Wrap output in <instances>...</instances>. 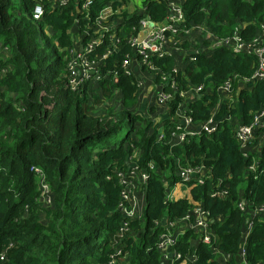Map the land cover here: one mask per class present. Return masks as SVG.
Masks as SVG:
<instances>
[{
    "label": "trees",
    "instance_id": "1",
    "mask_svg": "<svg viewBox=\"0 0 264 264\" xmlns=\"http://www.w3.org/2000/svg\"><path fill=\"white\" fill-rule=\"evenodd\" d=\"M105 2L93 0L91 21H82L78 14L84 0H72L62 9L46 3L43 18L36 21L31 0H0V264H160L156 242L161 229L155 223L165 216L183 217L190 210L187 199L165 203L166 189L179 181V167L189 165L211 170L202 185L194 186L191 197L211 213L216 243L222 257L231 260L224 263L204 244L190 249L189 235L178 250L195 251V264H241L244 243L246 264H264L262 130L255 131L245 152L235 138V123L226 118L250 125L264 111V81H252L258 58L225 47H215L210 56H195L201 48L198 40L186 53L183 67L174 57H153V83L162 84L168 77L178 91L165 85L164 92L173 96L169 115L158 122L146 119L133 109L138 82L121 66L132 54L126 44L101 67L104 75L116 74L117 83L110 75L81 92L68 85L66 68L74 38L87 29L92 32ZM112 7L132 37L139 34L143 13L154 22L164 21L169 13L161 0H112ZM183 12L181 32L200 25L224 41L238 32L241 41L251 42L264 25V0H184ZM183 47L189 50L188 41ZM193 56L195 61H190ZM226 82L232 85L235 103L220 101L218 89ZM188 85L204 86L206 93L184 99L181 91ZM103 103L110 105L99 113ZM180 106L194 122L214 118L216 129L182 146L170 145ZM124 126L127 133L111 143ZM135 152L136 165L149 176L144 186L146 206L121 240L123 187L118 173L127 172ZM32 167L43 171L53 192L49 208L40 203L39 177ZM220 180L228 185L226 199L211 195ZM242 201L247 203L246 212L238 207Z\"/></svg>",
    "mask_w": 264,
    "mask_h": 264
},
{
    "label": "built area",
    "instance_id": "2",
    "mask_svg": "<svg viewBox=\"0 0 264 264\" xmlns=\"http://www.w3.org/2000/svg\"><path fill=\"white\" fill-rule=\"evenodd\" d=\"M35 3L33 19L40 21L45 13V4L49 3L52 9L63 8L72 0H31ZM83 2V0H81ZM85 3L79 8L78 14L83 21H91L93 18L90 13V6L93 0H84ZM106 1L95 17V24L91 26L92 32L88 29L84 34H76L74 46L70 50V60L66 68V78L69 87L75 92H81L86 85H95L111 75L115 83L118 82L116 74L101 72V67L110 57L119 52L122 44H126L131 49V55H126L122 61V69L125 75L135 77L138 82V89L141 90L147 83V75L156 76L153 57L163 58L165 56L174 57L170 53V48L177 50L182 57V63L186 64V53L193 51V44L198 40L201 48L194 51L197 55L204 54L210 56L215 47H225L235 53L245 52L255 55L258 58L259 66L252 78V81H264V25H262L258 36L251 42L241 41L238 32L235 38L231 40H218L210 31H206L202 26L196 25L188 28L187 31L181 32L185 24L183 12L184 0H161L168 5V17L161 22H154L151 17L144 14L141 21V29L137 36H130L124 29L118 18L119 11L112 7V0ZM80 22L76 20L75 27L79 28ZM240 30V29H239ZM186 35V36H184ZM108 36V39H107ZM203 36V37H202ZM188 41L189 50H185L183 45ZM208 41L210 46L204 44ZM209 49L207 52L206 50ZM205 52V53H204ZM4 58L8 55L9 50L2 52ZM195 56L190 61H195ZM186 59V60H184ZM189 62V61H188ZM179 66L176 68L180 70ZM165 85H169L172 90L178 91V86L170 82L168 77H163L162 84H155L158 91L152 96V102L155 107L167 108L172 100V94L164 92ZM205 91V92H204ZM204 92V93H203ZM204 86L188 85L186 90L181 91V97L184 99H194L205 94ZM220 101L225 103H235V98L230 82H226L218 89ZM185 108L180 106L174 121L176 122L175 132L171 134L168 141L170 145L182 146L189 140L202 133H211L216 129V121L211 118L205 122H194L187 115ZM170 112V111H169ZM228 120L235 123V138L238 141L241 150L248 152L251 143L255 139V131L262 130L260 139L264 142V111L255 115L250 125H243L238 119H232L226 116ZM164 135L160 134L159 139ZM246 157V154H245ZM138 158V152H135L130 158V168L127 172H119L120 184L123 187L121 192L120 211L124 217L121 225L119 239H124L130 232V223L140 219L145 211L146 193L144 186L148 181V173L141 171L136 165L135 159ZM153 169V166L150 165ZM255 165L250 166L254 171ZM31 172L39 177L40 203L44 208H49L53 204V192L46 183L45 175L39 168L32 167ZM211 170L205 165L201 166H180L176 175L179 181L172 187L166 189L165 203H173L180 199L190 201V210L186 215L180 218L170 219L165 216L156 221L155 226L161 231L156 242V249L161 255L160 264H195L198 260L196 252L183 254L178 250L182 238L188 236L190 249H196L201 244L209 246L214 254L222 256V252L216 243V233L213 229L214 218L211 213L203 207L202 203L192 199V189L195 185H202L205 179L209 178ZM223 185V180L219 181L218 188L211 195L219 199H226L229 195L228 185ZM225 186V187H224ZM238 207L241 211L246 212L247 203L242 201ZM260 211H264L260 209ZM256 213L254 212L253 216ZM251 223L247 226V235L251 229ZM120 242H118L119 244ZM117 244V245H118ZM120 255L121 251L117 248ZM244 243L241 246L240 255L241 264H246ZM225 256V254H224ZM226 257V256H225ZM3 259V258H2ZM229 256L226 262L230 261Z\"/></svg>",
    "mask_w": 264,
    "mask_h": 264
},
{
    "label": "rangeland",
    "instance_id": "3",
    "mask_svg": "<svg viewBox=\"0 0 264 264\" xmlns=\"http://www.w3.org/2000/svg\"><path fill=\"white\" fill-rule=\"evenodd\" d=\"M141 0H137V2H140ZM48 34H50L49 32H47ZM212 44V43H211ZM170 53L176 57V61L177 59L179 58V52L177 50H173L172 48H170ZM180 67H183L184 66V63H182V60L180 59V62L178 63ZM151 86V84H149ZM150 91L153 92L154 91V87H151L150 88ZM150 101V99L148 98H143L137 102V104L135 105V107L133 108L137 113L138 115H141L142 117H145L146 119L149 118V120H153L154 118L158 119L159 116H163V115H166V112H168V110H166V108H161V107H158L157 106V109L156 108H153V110L151 111H148L147 112V108L145 106V103H148ZM111 103V102H110ZM110 103L108 104H102L99 106V113L102 112V110L105 108L106 105H110ZM157 116V117H156ZM128 127L127 126H124L123 129H121L119 131V134L117 136H114L111 138V143H114L115 141H118L120 140L128 131Z\"/></svg>",
    "mask_w": 264,
    "mask_h": 264
},
{
    "label": "crops",
    "instance_id": "4",
    "mask_svg": "<svg viewBox=\"0 0 264 264\" xmlns=\"http://www.w3.org/2000/svg\"><path fill=\"white\" fill-rule=\"evenodd\" d=\"M174 58H176V57H174ZM180 59H182V57L179 54V58L177 59L178 63L180 62ZM153 79H154V77L152 75H147V83L144 84L143 89L139 90L138 102L142 99V97L150 99V101L148 103H145V106L147 108V112L150 111L153 108L157 109V107H155L153 102H152L153 101L152 100V96L153 95L155 96L156 92L158 91V89L156 88L155 84L153 83ZM149 84H151V86ZM151 87H154V91L153 92L150 91ZM161 108H165V107H161ZM166 110H168V109L166 108ZM166 115H169V111L166 112ZM163 116H165V115H163ZM163 116H159L158 119L154 118L153 121L158 122L160 119L163 118ZM222 258H224V261H225L224 263H226V257L223 256ZM241 262H242V260H241Z\"/></svg>",
    "mask_w": 264,
    "mask_h": 264
}]
</instances>
